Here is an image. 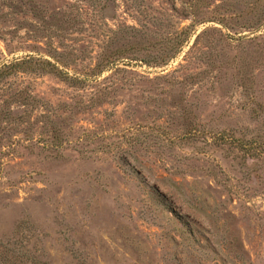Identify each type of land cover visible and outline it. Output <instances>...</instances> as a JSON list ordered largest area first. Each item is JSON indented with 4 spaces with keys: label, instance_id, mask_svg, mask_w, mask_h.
Wrapping results in <instances>:
<instances>
[{
    "label": "rangeland",
    "instance_id": "1",
    "mask_svg": "<svg viewBox=\"0 0 264 264\" xmlns=\"http://www.w3.org/2000/svg\"><path fill=\"white\" fill-rule=\"evenodd\" d=\"M24 59L0 264H264V0H0Z\"/></svg>",
    "mask_w": 264,
    "mask_h": 264
},
{
    "label": "trees",
    "instance_id": "2",
    "mask_svg": "<svg viewBox=\"0 0 264 264\" xmlns=\"http://www.w3.org/2000/svg\"><path fill=\"white\" fill-rule=\"evenodd\" d=\"M27 61H28V59H26V60L24 59L21 62L13 63V64H11V65H9L7 67H4L2 70H0V73H3V72H5L8 69L11 70V69H13V68H15V67H17L19 65H22L24 63H27ZM44 64L50 66V70H54L55 72L60 73L59 70L55 66L51 65L50 63L46 62Z\"/></svg>",
    "mask_w": 264,
    "mask_h": 264
}]
</instances>
